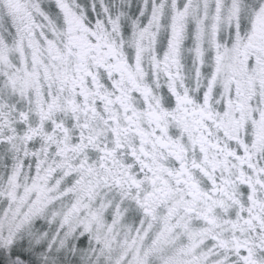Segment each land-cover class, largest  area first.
<instances>
[{"label":"snow or ice","instance_id":"snow-or-ice-1","mask_svg":"<svg viewBox=\"0 0 264 264\" xmlns=\"http://www.w3.org/2000/svg\"><path fill=\"white\" fill-rule=\"evenodd\" d=\"M0 264H264V0H0Z\"/></svg>","mask_w":264,"mask_h":264}]
</instances>
